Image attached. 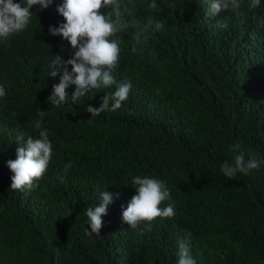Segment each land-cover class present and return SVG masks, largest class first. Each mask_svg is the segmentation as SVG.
<instances>
[{"label":"trees","instance_id":"obj_1","mask_svg":"<svg viewBox=\"0 0 264 264\" xmlns=\"http://www.w3.org/2000/svg\"><path fill=\"white\" fill-rule=\"evenodd\" d=\"M61 2L34 6L26 30L0 41V264H176L177 237L189 231L197 264H264V166L235 179L220 172L239 154L233 145L264 156V29L254 20L264 0L254 10L244 0L246 23L227 10L208 17L200 0H170L175 9L156 0L158 12L137 0L127 21L142 27L152 16L165 27L143 53L131 52V31L122 36L115 76L132 89L120 109L95 117L85 106L99 107L115 86L74 104L73 85L63 106L47 101L59 83L49 76L51 60L73 52L48 33L63 22ZM37 121L49 131L52 159L37 187L13 191L6 162L16 158L18 132L38 137ZM135 176L162 180L174 201L175 216L157 218L151 231L121 219ZM102 191L114 196L101 237L86 236L84 209Z\"/></svg>","mask_w":264,"mask_h":264},{"label":"clouds","instance_id":"obj_2","mask_svg":"<svg viewBox=\"0 0 264 264\" xmlns=\"http://www.w3.org/2000/svg\"><path fill=\"white\" fill-rule=\"evenodd\" d=\"M54 0H0V41H6L13 34L26 30L33 16L34 6L40 10L47 9ZM205 6V15L215 17L221 11L234 12L241 23L247 19L241 11L244 0H200ZM167 6L175 9L177 5L165 0ZM261 0H249L247 8L254 10L260 7ZM137 9V0H62L56 4L57 13L63 17L58 26L50 25L48 33L59 36L69 42L72 55L64 59L56 54L49 65V76L56 78L59 83L52 85L51 94L47 97L50 105L57 108L68 102L70 86H75L71 93L72 103L93 90L109 89L115 86V91L105 92L101 97L99 107L87 105L84 111L92 117L99 116L105 111H116L122 107L132 89L130 80L117 82L115 73L119 68L121 56L122 36L131 31V52L143 53L148 49L152 33L163 30V22L152 16L146 18L144 25L138 27L134 21L129 22L125 17H133ZM147 10L160 11L156 0H150ZM257 27L264 29V15L254 17ZM218 27L227 28L226 24L217 22ZM154 57V53H149ZM70 66V67H69ZM6 97V89L0 85V99ZM15 116L16 113H11ZM37 115L43 120L45 111L38 110ZM37 121L35 129L38 137L25 136L23 132L16 134V158L9 159L6 166L13 174L10 188L13 191H30L38 185L34 181L40 180L46 173L53 156V144L49 139V131ZM233 151H238L233 162L225 160L220 165V172L228 179H235L238 173L248 174L264 166V156L251 150L245 151L240 145H233ZM247 156V159L245 158ZM72 162L64 165V173L72 168ZM61 183L64 176H58ZM135 194L124 197L121 219L130 228L136 229L141 222L145 223L141 232L151 231V222L157 218H172L175 216L174 201L170 190L162 180L149 176H135L132 179ZM118 196L119 194H115ZM114 194L107 191L100 193V203L94 207H87L83 214L87 217L88 227L86 236L101 237L103 226L102 217L107 215L108 206L113 202ZM165 207L161 205L166 202ZM90 229V230H89ZM191 237L189 231L177 237L176 264H197L191 254Z\"/></svg>","mask_w":264,"mask_h":264}]
</instances>
